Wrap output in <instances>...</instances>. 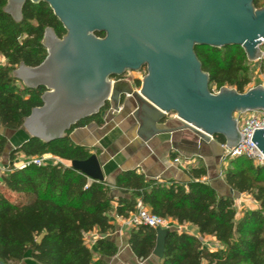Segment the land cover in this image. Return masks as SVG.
<instances>
[{"label":"trees","instance_id":"trees-1","mask_svg":"<svg viewBox=\"0 0 264 264\" xmlns=\"http://www.w3.org/2000/svg\"><path fill=\"white\" fill-rule=\"evenodd\" d=\"M6 5L7 0H0V57L7 62L0 67V130L20 131L31 111L42 107L45 90L24 88L14 79L13 72L21 64L35 68L44 62L45 29H53L60 39L66 31L46 4L28 1L21 23L4 13ZM254 5L261 9L264 0H256ZM195 54L202 70L209 75L211 91L214 86L216 90L226 87L239 94L247 92L254 63L247 60L241 48L196 47ZM257 64L264 73V59ZM135 84L140 88L139 81ZM122 102L121 99L119 103ZM100 117L101 113L71 131L91 121L102 126ZM70 132L64 139L49 144L28 139L11 151L12 164L20 156L32 159L46 155L63 164H30L0 172V262L18 264L30 254L38 264H106L100 257H115L117 246L98 239L93 252L86 236L95 230L99 235L112 233V215L128 219L142 204L154 216L180 226L192 225L200 237H211L218 243V249L210 251L203 248L200 238L169 230L163 257L157 264H264V167L247 157L227 159L228 166L223 171L226 185L232 192L251 196L259 204L258 209L246 210L239 218L234 199L220 196L204 181V167L185 171L190 179L186 184L148 179L136 171L118 174L113 185L90 181L68 166L94 156L91 149L74 145ZM215 139L226 144L221 137ZM6 146L7 140L0 134V159ZM114 191L119 194L117 197L113 196ZM156 238V230L150 227L130 231L129 245L139 261L152 257Z\"/></svg>","mask_w":264,"mask_h":264},{"label":"water","instance_id":"water-1","mask_svg":"<svg viewBox=\"0 0 264 264\" xmlns=\"http://www.w3.org/2000/svg\"><path fill=\"white\" fill-rule=\"evenodd\" d=\"M28 1L48 5L66 31L60 39L45 29L44 62L35 68L21 64L13 72L24 88L45 90L42 107L24 119L29 139L45 144L64 139L119 100L113 78L143 68L147 74L138 95L149 109L142 135L175 115L235 149L241 141L235 115L264 111L263 86L244 94L226 87L214 93L195 54L196 47H239L250 63L262 60L264 7L256 9V0H7L4 13L21 23ZM251 141L264 155V130L254 131ZM70 167L90 181H104L96 156ZM156 233L152 257L161 260L169 230Z\"/></svg>","mask_w":264,"mask_h":264},{"label":"crops","instance_id":"crops-1","mask_svg":"<svg viewBox=\"0 0 264 264\" xmlns=\"http://www.w3.org/2000/svg\"><path fill=\"white\" fill-rule=\"evenodd\" d=\"M116 86L119 100L110 101L108 107L101 112L103 125L99 126L97 122L91 121L74 128L69 134V139L74 145L93 151L98 159L104 181L113 185L118 174L136 171L148 179L186 184L190 179L185 171L193 167H204L207 174L204 181L208 182L220 196L243 198L244 195L232 192L224 181L223 171L228 166V162L225 159L224 146L217 139H211L191 128L175 115L167 116L156 126L155 132L142 135L141 130L146 118L144 109H149V105L139 97L135 83H116ZM121 99L122 104L119 103ZM118 108L121 110L118 111ZM0 134L7 140L5 152L0 159V170L21 167L24 157H18L12 164L9 155L29 139L28 134L24 130L5 129L0 130ZM176 158L182 161L183 166L173 163ZM45 159L52 160L54 157L46 155ZM118 195L116 191L113 192V196ZM244 198L252 205V210H255L257 203L248 195ZM169 222L170 230L200 238L203 248L207 250L218 249L216 240L211 237H200L197 229L192 225L180 226L171 220ZM110 224L114 226L112 233L99 235L95 230L86 236L90 238L89 248L93 252H96L94 242L98 239L108 240L117 246L118 254L115 257H100L106 264L158 263L153 257L139 261L134 256L129 245V233L132 229L126 227L124 219L112 215ZM0 264L4 263L0 262ZM18 264L38 263L28 254Z\"/></svg>","mask_w":264,"mask_h":264},{"label":"built area","instance_id":"built-area-1","mask_svg":"<svg viewBox=\"0 0 264 264\" xmlns=\"http://www.w3.org/2000/svg\"><path fill=\"white\" fill-rule=\"evenodd\" d=\"M262 45H264V41L262 42ZM263 59H264V54H263ZM5 61L6 60L0 57V67L4 66ZM131 74H135L134 75L135 77L132 80L133 83H135L136 80L141 83L142 79L146 76L147 72L146 69L143 68L140 72L131 73ZM113 84L115 83L113 82ZM215 91L216 88H214V91L212 90V92L216 93ZM137 92H139V88ZM117 110L119 111L121 110V108H118ZM235 118L237 119L238 122V130L241 134V141L235 149H228L226 145H223L225 149V159L227 160V159H234L236 157H247L250 160H252L255 165L264 167V155L251 141L254 131L264 130V111L239 114V115H235ZM173 163L183 166L182 161L179 158L174 159ZM30 164H33L36 167H44L47 165H58L63 163H61L60 160L56 157H54V159L52 160H46L45 156L32 158V159H28L24 157V162H22V165L19 168H22ZM5 171L6 170H0L1 173ZM124 224L129 229H137L141 226H145V227H150L154 230L157 229L170 230V222L168 219H162L154 216L150 212V210L144 207L142 204L138 205V209L136 213L131 214L128 219H124Z\"/></svg>","mask_w":264,"mask_h":264},{"label":"rangeland","instance_id":"rangeland-1","mask_svg":"<svg viewBox=\"0 0 264 264\" xmlns=\"http://www.w3.org/2000/svg\"><path fill=\"white\" fill-rule=\"evenodd\" d=\"M262 53L264 54V45L262 46ZM7 64V62L5 61L4 63V66L2 67H5ZM251 70L253 71V75L251 77V84L248 86V88L246 89L247 91H249L250 89H253L255 87H258V86H263L264 87V73H261V71L259 70V65L256 63H254L252 66H251ZM135 74H131V73H126L121 79H112V81L116 84L119 82L120 84L123 83V82H132L133 83V78L135 77L134 76ZM114 84V90L116 89V85ZM136 85V84H135ZM214 86L212 87V90L214 91ZM217 92V90L215 91ZM245 195L243 196V198H241V196H238V199H234V202H235V206H236V209H237V214H238V217L240 218L242 216V214L244 213V211L246 210H252V205L245 201L244 198ZM250 198H252L251 196H249ZM249 198V199H250ZM253 199V198H252ZM251 201V200H250ZM256 208L255 209H258L259 208V204H256L255 206ZM89 239L90 238H87V241H88V244L89 243Z\"/></svg>","mask_w":264,"mask_h":264}]
</instances>
